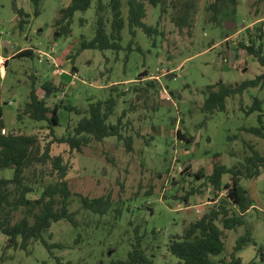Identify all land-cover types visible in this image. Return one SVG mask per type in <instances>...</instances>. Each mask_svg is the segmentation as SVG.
<instances>
[{
    "label": "rangeland",
    "instance_id": "rangeland-1",
    "mask_svg": "<svg viewBox=\"0 0 264 264\" xmlns=\"http://www.w3.org/2000/svg\"><path fill=\"white\" fill-rule=\"evenodd\" d=\"M13 1L16 8L26 13L27 22L22 28L18 26ZM69 1L38 0L39 13L35 15L32 0H0V47L4 54L26 47L42 52L53 47L54 59L61 69L60 74L53 75L52 66L39 62L35 55H9L0 78L2 119L6 131L35 135L43 146L50 139L47 123L32 121L26 115L17 119L28 100L31 76L36 77L40 96L44 93L40 85L46 76L60 87L56 93L46 95L50 106L67 98L73 106L86 109L90 101L106 98L109 87L123 90L125 94L118 99L115 115L131 105L123 119L130 122L125 133L132 135L131 151L115 137L93 141L81 153L70 151L65 144L50 145L51 155H61L68 167L66 178L73 192L89 197L107 195L113 207L120 206L123 214L114 220L112 211L104 215L89 213L74 196L70 210L76 211L78 226L61 219L43 234L46 241L60 243L62 248L48 250L41 241L31 242L28 253L7 248L6 236L0 232V264H56V256L62 264H108L113 259H125L136 236L153 264H178V258L167 251V242L182 233L186 222L217 205L226 193L224 185L230 183L231 175L224 174L220 190L213 189L207 181L213 164L231 167L242 162L250 153L248 145L264 154V139L248 130L258 126L259 112H246L253 98H258L264 124V87L228 97L223 111L209 115L200 110L206 85L220 79L234 83L264 72V67L252 57L237 50V42L246 40L249 29L264 20V0H237L234 18L221 19L217 24L203 23L207 0H199L191 28H177L169 13H164L159 24L163 34L151 37L140 27L135 28L134 35L129 32L127 0H122L125 23L118 50L80 49L81 41L92 39L95 33V0L86 10L74 12L69 35L55 37L54 20ZM146 13L144 22L156 27L159 5L146 3ZM226 20L235 23L231 29L224 26ZM4 41L9 43L6 49ZM229 50L238 55L232 63L227 58ZM72 65L76 67L73 84ZM142 70L148 72L147 76L136 80ZM168 73H173L171 79L165 78ZM147 81H153L155 87H147ZM133 85L142 87L137 95L130 92ZM59 114L57 135L63 133L69 116H77L63 109ZM115 115L110 117L111 122ZM178 128L193 137L191 144L176 137ZM184 163L190 164V169L177 172ZM48 167L49 164L45 166ZM199 169L204 176L197 179L194 174ZM0 175L8 177L11 170L0 171ZM240 185L254 203L244 213L242 225L224 230L223 255H228L236 238L251 228L255 243L250 242L237 255L245 264H264V170L256 179L241 178ZM188 191L192 193L183 200Z\"/></svg>",
    "mask_w": 264,
    "mask_h": 264
},
{
    "label": "trees",
    "instance_id": "trees-1",
    "mask_svg": "<svg viewBox=\"0 0 264 264\" xmlns=\"http://www.w3.org/2000/svg\"><path fill=\"white\" fill-rule=\"evenodd\" d=\"M199 0H127V24L129 32L134 35L135 28L140 27L145 34L152 36L161 33L159 24L162 14L169 13L171 22L179 29L191 28L194 24L196 6ZM34 14L39 13L38 0H32ZM146 3L159 5L160 15L156 27L144 22L146 17ZM91 5V0H70L61 7L58 16L54 20L53 34L55 37L67 36L70 34L71 20L75 11L86 10ZM237 0H207L204 6L203 23L217 24L221 19L234 18L237 8ZM13 6L18 15V26L20 28L27 22L26 13ZM95 33L92 39L82 40L80 49L96 48L99 50L121 48V30L124 27L125 19L122 13V0H95ZM109 25V30H107ZM7 47H4L6 49ZM237 50L245 52L252 57L260 66L264 67V20L253 25L248 31L246 40L237 42ZM235 52V51H234ZM34 56L31 48L17 51L11 57ZM10 57V58H11ZM238 55L235 52V58ZM229 59V55L227 57ZM9 59L6 60V67ZM71 72H76L72 65ZM147 71L142 70L136 80L147 76ZM36 77L31 76V85L28 93V100L19 110L17 119L21 120L26 115L35 122H46L49 130V141L43 146L40 145L37 137L32 134L5 130L2 119V108L0 103V171L10 169L11 175L6 177L0 175V232L6 236V247L22 249L27 253L31 242L41 241L48 249L62 248L63 245L57 242H48L43 234L47 233L53 222L65 220L73 227L78 226L75 214L70 206L75 196L80 206L85 211L93 214L104 215L112 211L113 219L120 218L122 208L113 207V203L107 195L89 197L73 192L66 178L68 167L63 163L61 155H51V144H65L70 151L81 153L84 147L89 146L93 141L102 142L107 137H115L122 141L126 150H132V135L125 133V128L130 124L123 120L128 112L124 107L121 112L115 115L118 99L125 92L115 87H109V95L90 101L86 109L73 106L67 98L60 99L50 106L47 102V92L56 93L60 87L54 85L50 78L43 79L40 87L43 89V96L37 93ZM147 87H155L153 81H147ZM264 87V72L256 74L252 78H245L234 83H225L221 79L206 85L202 90L204 99L200 110L206 114L215 111H223L228 97L241 95L249 88ZM139 85H133L130 92L137 95ZM128 90V89H126ZM139 96V95H138ZM133 106V105H132ZM63 109L69 113L74 112L75 119L69 116L64 131L61 135L56 134L55 127L60 125L59 110ZM258 111V126L250 127L252 134L264 139V124L262 122L261 101L254 97L247 113ZM115 115L114 122L110 117ZM4 129V132H2ZM176 137L186 144L193 142V137L182 132L179 128L175 131ZM250 151L242 162L227 167L220 163H214L207 181L213 189L218 191L221 187V179L224 174H230V183H226L225 195L217 205L210 207L206 212L194 220L186 222L181 234L173 235L166 244L167 251L178 258V264H245L237 253L250 242L255 243L251 236V228H247L239 235L232 250L228 255H223L224 230H232L244 223V213L253 205L246 188L240 185L241 178L256 179L264 170V154L248 145ZM49 164L48 169L45 166ZM190 164L183 167L182 172H187ZM194 176L200 179L204 172L199 169ZM192 191L182 196L183 200ZM237 210V212L235 211ZM50 234L48 238L50 239ZM56 264H62L61 259L55 257ZM64 264H74L66 261ZM108 264H153L152 259L146 256L145 249L141 247L138 236L131 244L125 259L110 260Z\"/></svg>",
    "mask_w": 264,
    "mask_h": 264
},
{
    "label": "built area",
    "instance_id": "built-area-1",
    "mask_svg": "<svg viewBox=\"0 0 264 264\" xmlns=\"http://www.w3.org/2000/svg\"><path fill=\"white\" fill-rule=\"evenodd\" d=\"M34 52V55L37 57L39 62H46L50 66H52V74L53 75H58L61 73V69L57 65V62L54 59L53 56V47H49V50L42 52L41 50L37 48H31ZM8 59L7 55L4 54L2 48L0 47V78L4 76L5 69H6V60ZM72 77H75L76 74L72 73ZM153 78V76H151ZM169 98V97H167ZM11 104V102H9ZM2 132H4V129H2ZM183 167L178 166L177 172H181Z\"/></svg>",
    "mask_w": 264,
    "mask_h": 264
},
{
    "label": "water",
    "instance_id": "water-1",
    "mask_svg": "<svg viewBox=\"0 0 264 264\" xmlns=\"http://www.w3.org/2000/svg\"><path fill=\"white\" fill-rule=\"evenodd\" d=\"M235 23L234 22H231V21H225L224 22V26L227 28V29H231V26L234 25ZM4 45V44H3ZM227 55H229V61L230 63H232L234 61V58H235V52L232 51V50H229ZM173 77V73H168L166 74L165 78L167 79H171ZM48 78V76H46V79ZM49 92H47L46 95H48ZM188 163H184V166H187ZM108 254H110V251L108 252Z\"/></svg>",
    "mask_w": 264,
    "mask_h": 264
},
{
    "label": "crops",
    "instance_id": "crops-1",
    "mask_svg": "<svg viewBox=\"0 0 264 264\" xmlns=\"http://www.w3.org/2000/svg\"><path fill=\"white\" fill-rule=\"evenodd\" d=\"M3 44H4L3 47H7V46L9 45V43L6 42V41H4ZM26 48H29V47H26ZM23 49H25V48H23ZM32 51H33V50H32ZM5 53H6V55L8 54L6 51H5ZM15 53H16V52H12L11 54H8L7 57L9 58V55H10V57H11V56H13ZM74 73L76 74V72H74ZM48 77H49V76H48ZM74 78H75V77H72V79H71V83H72V84L75 82V79H74ZM37 92H38V90H37Z\"/></svg>",
    "mask_w": 264,
    "mask_h": 264
}]
</instances>
